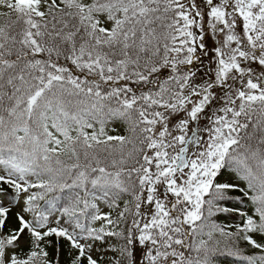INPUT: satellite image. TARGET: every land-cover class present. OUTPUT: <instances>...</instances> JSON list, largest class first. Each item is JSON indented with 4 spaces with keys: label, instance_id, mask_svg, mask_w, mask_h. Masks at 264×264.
<instances>
[{
    "label": "snow or ice",
    "instance_id": "6c2138e0",
    "mask_svg": "<svg viewBox=\"0 0 264 264\" xmlns=\"http://www.w3.org/2000/svg\"><path fill=\"white\" fill-rule=\"evenodd\" d=\"M65 249L264 264V0H0V264Z\"/></svg>",
    "mask_w": 264,
    "mask_h": 264
},
{
    "label": "trees",
    "instance_id": "16d2710c",
    "mask_svg": "<svg viewBox=\"0 0 264 264\" xmlns=\"http://www.w3.org/2000/svg\"><path fill=\"white\" fill-rule=\"evenodd\" d=\"M218 223H226L230 221H226L223 216L217 218ZM218 264H240V261L236 260L234 257L231 256H220L217 258ZM68 256H67V249L64 250V254L60 257V264H67Z\"/></svg>",
    "mask_w": 264,
    "mask_h": 264
}]
</instances>
